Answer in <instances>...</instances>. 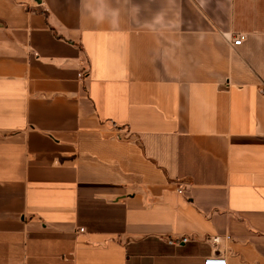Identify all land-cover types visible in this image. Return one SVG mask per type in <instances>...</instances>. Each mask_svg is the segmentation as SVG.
<instances>
[{
	"label": "crops",
	"instance_id": "obj_1",
	"mask_svg": "<svg viewBox=\"0 0 264 264\" xmlns=\"http://www.w3.org/2000/svg\"><path fill=\"white\" fill-rule=\"evenodd\" d=\"M212 254L264 264V0H0V264Z\"/></svg>",
	"mask_w": 264,
	"mask_h": 264
},
{
	"label": "built area",
	"instance_id": "obj_2",
	"mask_svg": "<svg viewBox=\"0 0 264 264\" xmlns=\"http://www.w3.org/2000/svg\"><path fill=\"white\" fill-rule=\"evenodd\" d=\"M245 39V35L242 33H238L235 37L231 38L230 43L233 46L240 45ZM87 70H82L77 73L78 78H84L87 76ZM179 193L183 192V188L179 187L177 190ZM80 231H83V228H79ZM229 236H225V238H228ZM220 236L214 235L207 237V241L212 242L213 244H217L220 241ZM187 239L185 237L181 238V241H186ZM172 243V241H170ZM226 258L223 255H209L203 258L202 264H226Z\"/></svg>",
	"mask_w": 264,
	"mask_h": 264
}]
</instances>
